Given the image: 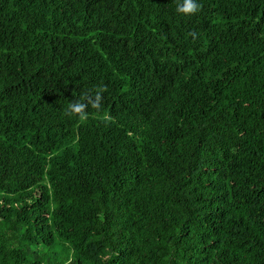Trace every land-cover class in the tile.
<instances>
[{"label":"trees","instance_id":"obj_1","mask_svg":"<svg viewBox=\"0 0 264 264\" xmlns=\"http://www.w3.org/2000/svg\"><path fill=\"white\" fill-rule=\"evenodd\" d=\"M180 2L0 0V264H264V0Z\"/></svg>","mask_w":264,"mask_h":264},{"label":"clouds","instance_id":"obj_2","mask_svg":"<svg viewBox=\"0 0 264 264\" xmlns=\"http://www.w3.org/2000/svg\"><path fill=\"white\" fill-rule=\"evenodd\" d=\"M201 8L202 5L197 3V0H181V2L176 5L175 11L184 16H191L200 11ZM188 35L191 36L193 40L197 38V33L195 31H189ZM106 90L107 86L104 85L96 90L94 96L86 92L80 100L68 104L65 115L69 117L76 116L81 120L87 119V109L89 107L97 110L101 108L103 102L102 93Z\"/></svg>","mask_w":264,"mask_h":264}]
</instances>
